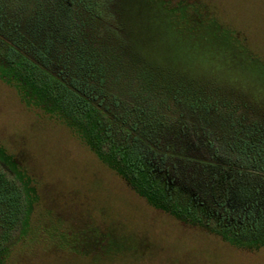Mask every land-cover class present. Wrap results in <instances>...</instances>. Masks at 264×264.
<instances>
[{
    "label": "rangeland",
    "instance_id": "1",
    "mask_svg": "<svg viewBox=\"0 0 264 264\" xmlns=\"http://www.w3.org/2000/svg\"><path fill=\"white\" fill-rule=\"evenodd\" d=\"M113 2L100 46L81 34L88 14L78 0H0V172L20 173L14 183H29L32 200L7 236L0 214L5 264H264V248L239 247L234 235L264 219V0ZM89 43L103 51L102 82L84 61ZM7 59V69L76 85L80 100L98 104L99 132L137 152L135 181L147 175L165 189L181 217L148 204L121 164L101 160L106 146L98 156L58 109L25 95L1 69ZM180 76L207 83L208 106L149 96ZM146 102L160 106L145 116ZM222 170L231 186L218 206L209 186Z\"/></svg>",
    "mask_w": 264,
    "mask_h": 264
},
{
    "label": "trees",
    "instance_id": "2",
    "mask_svg": "<svg viewBox=\"0 0 264 264\" xmlns=\"http://www.w3.org/2000/svg\"><path fill=\"white\" fill-rule=\"evenodd\" d=\"M71 1V0H69ZM80 2V5L82 6L83 10H85V13L88 14V22H84L81 24V26L84 25V27L88 28L89 30L82 32L81 34L84 36V33L91 34L92 36H95L96 39L100 41V46H104L106 43V38H103L101 35L102 33H105L107 31L106 28L112 27V25H109L108 20L106 21V18L109 16H112V13L115 14L113 1L115 0H78ZM110 26V27H109ZM82 29H76V31H81ZM205 40V39H203ZM181 43L185 44L184 40H180ZM198 42V41H197ZM212 45L219 47L226 46V43L222 44V41H219L217 39L211 40ZM205 43L204 41L200 40L198 43L199 46ZM96 45V44H93ZM88 50H84L87 58H85L84 61H86L87 65H93L95 67V70L97 71L94 73V75H99V80L102 82L104 79H106V68L102 52L96 51V48L92 46V43L87 44ZM181 54V53H180ZM152 58L151 55H146L144 59ZM10 63V60L7 59V61L2 62L1 69L9 72L12 70L11 73L16 74L17 78L20 82V86L22 88V91L26 90L27 93L25 95H29L31 92L36 95L37 101L36 104L44 103L39 102L45 101L49 104V106L46 107V110L51 111L52 106H54V110L58 109L59 113L62 114L64 119L66 120L67 124L70 127H75L79 131V134L84 139V141L89 145L90 149L95 152L98 156H102L99 152V149L101 146H106L105 151V157H102L101 160H103L106 164L109 163L108 166H115L120 165L123 170L121 172V178L124 179V181H127L129 184L130 176L133 186L136 187L135 191L139 193L148 204L153 205L156 208L165 210L169 212L170 214L174 215L176 218L181 217L179 214V211L177 210L178 207L171 203L170 197L168 193L165 191V189L160 188L157 183H154L152 179H150L147 175L143 178V181H135V179L139 180L138 173L143 172L142 168L140 167V160H138L137 152L132 149V151L128 150L126 152L121 151V149L115 148L113 141L111 138H108L109 134L105 132L103 129V134L99 132V118L98 115L101 117L103 116V113L97 109L98 104L94 103L89 97L87 100H80L81 95L76 93L77 88L76 85L75 91L73 89L67 90L62 85H55L54 83L49 82L48 79H40L37 76L31 77L29 76V73L23 74L16 73L15 69H7L10 68L7 65V63ZM14 63V62H13ZM94 63V64H93ZM4 72V71H3ZM184 71H181V73ZM178 73V74H181ZM187 73V72H184ZM200 71H195V76L198 75ZM95 75V76H96ZM194 75V72L193 74ZM12 76V77H14ZM16 76L14 77L16 79ZM30 77V78H29ZM181 78H176L174 81H170L171 84H169L166 87L165 91H162L161 93H150L149 96L152 99L159 98L161 101V96L168 98H171L175 100L177 103H184L190 108H197V107H205L208 106V103L206 102V98L208 96V91L210 90L207 86V83L202 84V82H198L199 85H195L193 83L192 85H184L181 80H183L182 76ZM33 78V83H31V79ZM47 78V77H46ZM197 78V77H196ZM154 80L157 81V83H162L161 79H156L154 77ZM207 81V80H205ZM33 84V85H32ZM29 90L26 89L28 88ZM33 87H32V86ZM79 88V87H78ZM86 88V87H85ZM33 90V91H32ZM164 90V89H163ZM86 90L84 91L85 94ZM166 98H163L166 100ZM40 99V100H39ZM116 100V99H115ZM141 100V99H140ZM82 101V102H81ZM142 101V100H141ZM143 102V101H142ZM116 105H119L118 102ZM45 104V103H44ZM158 105H152L148 102L145 103V106L147 107V111L145 109H141L140 113H144L145 116H150L154 111L158 110ZM97 106V107H96ZM100 133V135L98 134ZM110 137V136H109ZM0 154H4L3 150L0 148ZM140 161V162H139ZM0 162L7 166L6 162L2 161L0 158ZM10 162H13L12 160ZM14 163V162H13ZM17 163V162H16ZM8 172H10L13 175V179L11 180H5L3 177V173L0 172V182L2 184H7L5 187L6 189H1L0 193V214L5 215V223L8 225L4 227L3 234L9 231L11 229V226L13 225H19L22 222V218L25 215V210L27 203H29V200L32 203L31 198H29V192H27L28 198H26V190L25 188H30L29 183L27 182H20V187L14 183V178L17 180V176L20 174L14 169H12L10 166L7 167ZM141 168V169H140ZM114 169V168H113ZM119 169V168H118ZM138 170V171H137ZM116 171V170H115ZM145 173V172H144ZM21 178V174H20ZM129 179V180H128ZM140 182V184H139ZM137 183L139 186H137ZM23 185V188H22ZM130 186V185H129ZM230 181L227 178L226 172L222 170L217 175H215L210 182L209 186V192L210 197L212 201L218 205V206H224L227 197L228 192L230 189ZM131 187V186H130ZM31 189V188H30ZM134 189V187H133ZM23 194L25 198L23 197ZM31 197V195H30ZM25 200H24V199ZM29 206V205H28ZM7 207V210L6 208ZM6 210V213H5ZM8 233H5V236H7ZM237 239L239 247L247 248V249H259L264 248V219L261 221H257L255 224L251 225L250 227H246L244 229L238 230L236 234H234ZM3 235V237H5ZM7 239V237H5ZM7 247L0 245V264H5V259L7 257L6 255ZM6 255V257H5Z\"/></svg>",
    "mask_w": 264,
    "mask_h": 264
}]
</instances>
